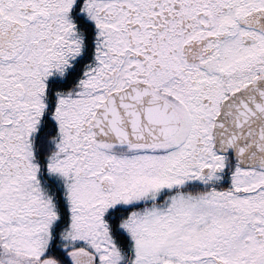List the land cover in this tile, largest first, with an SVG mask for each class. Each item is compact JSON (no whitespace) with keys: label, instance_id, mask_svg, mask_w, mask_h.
<instances>
[{"label":"snow or ice","instance_id":"obj_1","mask_svg":"<svg viewBox=\"0 0 264 264\" xmlns=\"http://www.w3.org/2000/svg\"><path fill=\"white\" fill-rule=\"evenodd\" d=\"M0 264H264V0H0Z\"/></svg>","mask_w":264,"mask_h":264}]
</instances>
